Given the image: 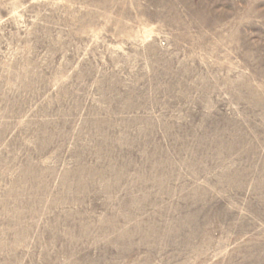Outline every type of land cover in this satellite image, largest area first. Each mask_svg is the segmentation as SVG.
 Returning a JSON list of instances; mask_svg holds the SVG:
<instances>
[{"label": "rangeland", "instance_id": "rangeland-1", "mask_svg": "<svg viewBox=\"0 0 264 264\" xmlns=\"http://www.w3.org/2000/svg\"><path fill=\"white\" fill-rule=\"evenodd\" d=\"M0 264H264V0H0Z\"/></svg>", "mask_w": 264, "mask_h": 264}, {"label": "bare ground", "instance_id": "bare-ground-1", "mask_svg": "<svg viewBox=\"0 0 264 264\" xmlns=\"http://www.w3.org/2000/svg\"><path fill=\"white\" fill-rule=\"evenodd\" d=\"M22 181H23V180H22ZM26 183H27V182H26ZM26 183H25V184H26Z\"/></svg>", "mask_w": 264, "mask_h": 264}]
</instances>
